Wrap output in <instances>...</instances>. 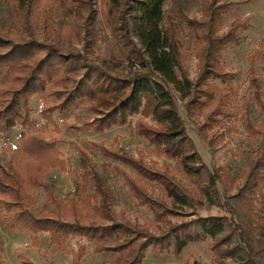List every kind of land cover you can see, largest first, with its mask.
<instances>
[{
	"label": "trees",
	"instance_id": "obj_1",
	"mask_svg": "<svg viewBox=\"0 0 264 264\" xmlns=\"http://www.w3.org/2000/svg\"><path fill=\"white\" fill-rule=\"evenodd\" d=\"M94 1L0 0L7 7L6 19L0 23V135L21 129L19 147L6 148L11 149L14 159L5 167L0 165V206L7 211L1 225L47 232L51 242L59 245L72 236L86 238L94 252L116 255L113 262L102 264H142L151 247L179 253L189 243L207 238L217 264H264V209H257V202L264 200V128L248 123L250 134L262 140L243 170L237 192L231 195L227 191L229 178L222 180L203 163L176 102L177 98L183 102L196 121L200 116L209 121L226 114L234 89L221 56L235 40V31L244 28L248 19L221 34L229 5L207 1L202 20H186L196 34L194 52L200 71L194 81L188 73L181 29L166 20V0H102L107 25L118 31L127 47L129 67L122 76L113 72L112 64H98L89 56L95 39ZM215 80L226 87L219 88ZM249 88L264 114L261 83L256 76L251 77ZM37 95L44 98L39 117L54 130V113L84 99L92 117L70 128L103 132L129 122L133 135L176 162L193 187L170 163H146L124 149L94 143L106 158L163 190H149L137 176L115 167L131 198L151 211L158 226L163 225L157 234L146 224L115 214L111 189L84 148H79L74 194L67 195L65 201L57 199L45 175L54 168L66 171V163L52 131L32 118L30 100ZM138 115L141 118L132 124L129 119ZM202 127L200 135L213 146ZM221 181L222 192L218 188ZM40 188L47 193V203L34 212V199L28 192ZM203 201L220 206L229 217L172 222V216L181 214V206L193 207ZM80 250L84 253L83 247Z\"/></svg>",
	"mask_w": 264,
	"mask_h": 264
},
{
	"label": "rangeland",
	"instance_id": "obj_2",
	"mask_svg": "<svg viewBox=\"0 0 264 264\" xmlns=\"http://www.w3.org/2000/svg\"><path fill=\"white\" fill-rule=\"evenodd\" d=\"M207 1L229 5V9L223 15L221 34L228 32L243 18L248 19V24L244 28L235 31V40L225 47L221 56L225 71L231 74L229 84L234 89V94L226 104V114L216 116L215 120L210 118L209 121L203 116H200L197 121L192 119L184 103L178 98L176 102L187 132L203 163L211 171L221 175L222 180H225V177L229 178L227 191L233 195L243 181V170L255 156L262 140L261 136L250 134L248 123L264 128V114L257 108L249 88L251 77L256 76L260 80L264 99V0H166L164 4L166 20H172L181 29L180 38L185 45L183 53L190 79L194 81L200 71L199 61L194 52L196 34L189 28L186 20H202L204 5ZM94 10L95 39L91 43L89 56L98 64L103 62L112 64L113 72L123 76L129 67V61L126 59L129 56L127 47L123 45L118 31L107 25L106 8L102 0L94 1ZM6 15L7 7L0 3V23L4 22ZM214 82L219 88L227 85L219 80ZM43 100L44 98L40 95L30 100V107L33 109L32 118L39 126L44 125L47 130L52 131V137L57 141V148L66 163V171L54 168L45 175L47 184L53 185L57 199L65 201L67 195L74 194L76 172L81 156L79 148H84L100 176L111 189L112 209L115 214L122 213L131 222L146 224L157 234L158 227L161 228L163 225L158 226L151 211L146 207L138 206L137 202L131 198L123 180L116 176L115 167L126 169L134 176L137 174L120 162L106 158L102 151L94 146V143L102 142L105 147L111 149H124L136 158L142 157L146 163H154L158 166L170 163L175 173L193 187L187 176L176 166V162L168 160L164 154L157 152L146 140L133 135L129 122L124 126L113 127L103 132L77 131L70 128L69 126L82 124L92 117L84 99L77 101L74 106L63 112L54 113V124L57 128L54 130L53 125H46L39 117L38 112ZM139 118H141L140 115L133 116L129 121L134 124ZM202 125L205 126V128L202 127L203 130L213 140V146H209L200 135L199 127ZM20 131V128H15L0 135V165L2 167L14 159L10 150L19 147ZM7 147L11 149L6 150ZM137 177L147 189L163 191L159 186ZM218 188L220 192L223 191L224 181L219 182ZM28 194L34 199L31 205L34 212L41 210L47 203V193L43 188L31 190ZM257 209H264V200L257 202ZM179 212L180 215L171 217L172 222L179 223L184 219L208 216L229 217L223 208L205 201L196 203L193 207L181 206ZM6 213V209L0 206V264H102L104 261L113 262L116 258L115 254L94 252L92 243L86 238L72 236L59 245L51 242L50 234L47 232L33 233L27 229H5L1 225V218ZM210 245L211 239L207 238L202 242L189 243L179 253L173 250L160 251L158 248L151 247L142 264H217L210 251ZM81 247L84 248V253L81 252Z\"/></svg>",
	"mask_w": 264,
	"mask_h": 264
}]
</instances>
